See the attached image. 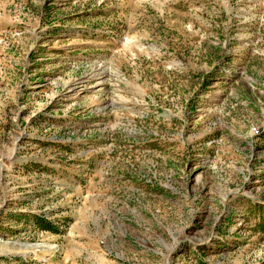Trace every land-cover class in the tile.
Instances as JSON below:
<instances>
[{"label":"rangeland","instance_id":"374dc122","mask_svg":"<svg viewBox=\"0 0 264 264\" xmlns=\"http://www.w3.org/2000/svg\"><path fill=\"white\" fill-rule=\"evenodd\" d=\"M0 251L264 264V0H0Z\"/></svg>","mask_w":264,"mask_h":264},{"label":"bare ground","instance_id":"6f19581e","mask_svg":"<svg viewBox=\"0 0 264 264\" xmlns=\"http://www.w3.org/2000/svg\"><path fill=\"white\" fill-rule=\"evenodd\" d=\"M52 249V247L50 248V246L46 243H28V242H23V243H18V246H17V249H16V252L18 254H25V253H28V252H32L34 255H39L38 252L39 251H48ZM2 252L0 251V254Z\"/></svg>","mask_w":264,"mask_h":264},{"label":"water","instance_id":"95a60500","mask_svg":"<svg viewBox=\"0 0 264 264\" xmlns=\"http://www.w3.org/2000/svg\"><path fill=\"white\" fill-rule=\"evenodd\" d=\"M18 243L20 244L21 242H8L7 244H10V247H16L18 246Z\"/></svg>","mask_w":264,"mask_h":264}]
</instances>
